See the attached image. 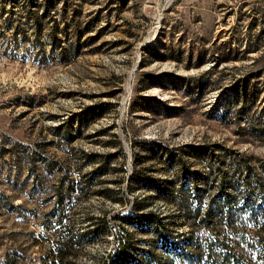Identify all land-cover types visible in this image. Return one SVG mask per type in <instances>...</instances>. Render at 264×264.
<instances>
[{
    "label": "rangeland",
    "instance_id": "374dc122",
    "mask_svg": "<svg viewBox=\"0 0 264 264\" xmlns=\"http://www.w3.org/2000/svg\"><path fill=\"white\" fill-rule=\"evenodd\" d=\"M216 146L255 186L264 0H0V264H51L60 226L67 264L174 252L192 235L175 192L203 191Z\"/></svg>",
    "mask_w": 264,
    "mask_h": 264
},
{
    "label": "trees",
    "instance_id": "16d2710c",
    "mask_svg": "<svg viewBox=\"0 0 264 264\" xmlns=\"http://www.w3.org/2000/svg\"><path fill=\"white\" fill-rule=\"evenodd\" d=\"M126 2L121 0V6H125ZM240 104L237 107L240 108ZM209 153L207 169L212 177L203 180L206 185L203 191L196 189L194 195L190 184H183L177 188L174 196L180 218L192 233L191 240L180 245L176 241L174 252L166 248L159 254H153L152 248L150 260L145 264H264V161L259 162L257 167L260 175H255V186L245 177L241 182L242 189H239L235 176L248 172L249 164L238 161L235 153L231 157V152L221 146H216V150ZM37 161L28 160V163L36 165ZM135 161L139 163L141 159L136 156ZM185 167L188 171L193 168L192 165ZM209 188L214 189V192L208 198L206 209L202 210ZM231 191L236 195H231ZM239 194H242L241 198H238ZM258 196L263 198L260 205L256 204ZM58 201L57 205L61 206L62 195H59ZM124 219L135 220L129 217ZM146 220L157 231L164 227V220L152 214H148ZM101 221L104 229L108 222L105 218ZM54 235V248L49 251L51 255L54 254L51 264H67L66 259L76 255L78 241L65 227L60 226ZM127 243H121L116 252L118 258L126 252Z\"/></svg>",
    "mask_w": 264,
    "mask_h": 264
}]
</instances>
